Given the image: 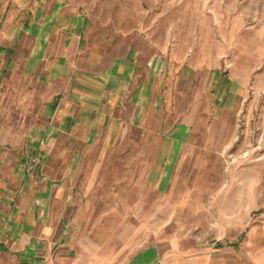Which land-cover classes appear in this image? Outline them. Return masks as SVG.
<instances>
[{"label": "rangeland", "instance_id": "1", "mask_svg": "<svg viewBox=\"0 0 264 264\" xmlns=\"http://www.w3.org/2000/svg\"><path fill=\"white\" fill-rule=\"evenodd\" d=\"M54 2L68 12L60 38L128 59L145 79L144 111L134 89L115 131L79 146L55 206L54 258L132 264L152 248V264H264V0ZM6 89L0 110L40 105Z\"/></svg>", "mask_w": 264, "mask_h": 264}, {"label": "crops", "instance_id": "2", "mask_svg": "<svg viewBox=\"0 0 264 264\" xmlns=\"http://www.w3.org/2000/svg\"><path fill=\"white\" fill-rule=\"evenodd\" d=\"M54 1L0 0V89L40 103L0 110V127L8 128L0 132V264L66 263L54 258L53 218L58 197L68 192L67 178L81 157L79 146L115 131L116 119L125 120L117 111L124 104L132 108L134 102V95L126 100L123 96L134 89L141 91L144 111L145 79L137 82L134 64L128 59L120 64L111 54L89 55L88 41L83 44L79 37L60 38L70 24L63 17L67 10L55 11L59 2ZM74 28L80 32L82 26ZM11 111L22 122L18 126L29 124L23 137L10 129ZM39 117L46 120L40 128L35 125ZM179 131L173 132L175 142L183 139ZM29 157L37 161L33 168L27 165ZM138 255L132 264L155 261L152 248Z\"/></svg>", "mask_w": 264, "mask_h": 264}]
</instances>
